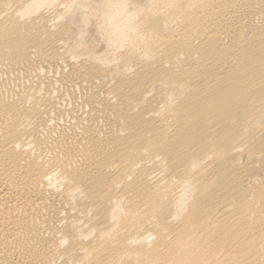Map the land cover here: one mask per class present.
<instances>
[{"label": "bare ground", "instance_id": "6f19581e", "mask_svg": "<svg viewBox=\"0 0 264 264\" xmlns=\"http://www.w3.org/2000/svg\"><path fill=\"white\" fill-rule=\"evenodd\" d=\"M0 264H264V0H0Z\"/></svg>", "mask_w": 264, "mask_h": 264}, {"label": "rangeland", "instance_id": "374dc122", "mask_svg": "<svg viewBox=\"0 0 264 264\" xmlns=\"http://www.w3.org/2000/svg\"><path fill=\"white\" fill-rule=\"evenodd\" d=\"M88 27H89V33L88 34H90V35H88V38H87L88 42L92 43L93 45H96L98 42L100 43L101 41H99V37H98L99 30L97 29L96 25L92 22L89 24ZM97 45L99 47V49H98L99 53L104 52V50H103L104 44L100 43V45L99 44H97Z\"/></svg>", "mask_w": 264, "mask_h": 264}]
</instances>
